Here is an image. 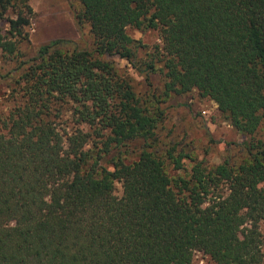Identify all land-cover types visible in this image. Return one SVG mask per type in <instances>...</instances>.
Masks as SVG:
<instances>
[{
	"label": "trees",
	"instance_id": "obj_1",
	"mask_svg": "<svg viewBox=\"0 0 264 264\" xmlns=\"http://www.w3.org/2000/svg\"><path fill=\"white\" fill-rule=\"evenodd\" d=\"M76 1L91 49L57 38L26 57L28 0H0V59L13 63L0 73V264H191L194 252L261 264L264 0ZM191 91L244 137L235 159L209 165L159 141L161 104Z\"/></svg>",
	"mask_w": 264,
	"mask_h": 264
},
{
	"label": "rangeland",
	"instance_id": "obj_2",
	"mask_svg": "<svg viewBox=\"0 0 264 264\" xmlns=\"http://www.w3.org/2000/svg\"><path fill=\"white\" fill-rule=\"evenodd\" d=\"M33 11V17L28 29L29 46L22 45L20 51L30 57L34 54L38 45L51 39H69L75 42L79 49H91L92 38L87 24L80 27L76 25L74 16L80 10L76 0H28ZM127 34L140 41L150 50L153 45L159 44L156 30L137 31L132 28L126 29ZM143 52L139 56H143ZM111 61L125 72L137 96L147 94V86L140 74L135 72L122 59L110 58ZM13 67L12 62L0 59V73H6ZM150 83L158 92L161 89V80L157 75L150 76ZM7 80L0 79V109H6L4 95L7 93ZM217 99L200 98L194 91L182 96H169L161 104L164 109V120L156 131V136L163 143L177 142L186 143L189 154L203 160L209 165L221 163L225 157H237L235 151L242 143L244 137L235 131L217 110ZM258 135L264 139V127ZM86 149V147H85ZM133 157L129 156L127 161ZM187 161L184 165L187 166ZM115 194H120V185L115 184ZM258 230L262 237L261 254L264 264V216L258 223ZM191 264H213L200 252H194Z\"/></svg>",
	"mask_w": 264,
	"mask_h": 264
}]
</instances>
